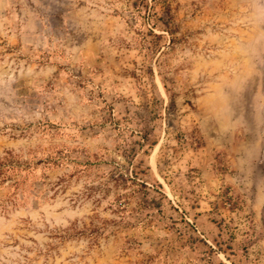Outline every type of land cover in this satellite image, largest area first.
I'll return each mask as SVG.
<instances>
[{"label": "rangeland", "instance_id": "rangeland-1", "mask_svg": "<svg viewBox=\"0 0 264 264\" xmlns=\"http://www.w3.org/2000/svg\"><path fill=\"white\" fill-rule=\"evenodd\" d=\"M0 264H264V0H0Z\"/></svg>", "mask_w": 264, "mask_h": 264}]
</instances>
